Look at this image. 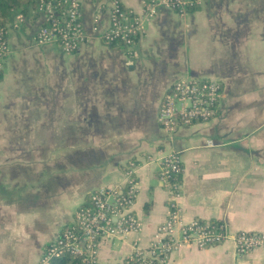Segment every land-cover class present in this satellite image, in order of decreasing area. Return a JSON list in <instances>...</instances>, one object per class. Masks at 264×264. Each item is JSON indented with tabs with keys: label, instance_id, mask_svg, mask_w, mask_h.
I'll use <instances>...</instances> for the list:
<instances>
[{
	"label": "crops",
	"instance_id": "0c3cea01",
	"mask_svg": "<svg viewBox=\"0 0 264 264\" xmlns=\"http://www.w3.org/2000/svg\"><path fill=\"white\" fill-rule=\"evenodd\" d=\"M80 3L88 41L76 53L38 44L31 17L9 31L0 78V264H40L90 194L123 183L133 165L141 230L102 241L98 256L99 264L131 263L133 244L149 247L170 214L159 166L171 153L183 168L184 223L264 233V0H204L186 16L161 9L144 21L133 55L103 42L107 8L96 23V2ZM124 6L143 12L142 0ZM185 77L219 81V111L170 135L158 111ZM166 264H264V249L238 256L230 242L185 245Z\"/></svg>",
	"mask_w": 264,
	"mask_h": 264
},
{
	"label": "built area",
	"instance_id": "2783aa9c",
	"mask_svg": "<svg viewBox=\"0 0 264 264\" xmlns=\"http://www.w3.org/2000/svg\"><path fill=\"white\" fill-rule=\"evenodd\" d=\"M95 22L109 10L110 26L102 40L107 45H120L133 55L136 41L145 20L153 18L161 9L186 16L204 0H142L143 12L139 15L124 6V0H94ZM80 0H38L29 14L14 12L9 23L0 27V78L11 55L10 29L19 30L28 24L30 17L38 23V44H55L66 54L76 53L87 41ZM222 86L216 80H195L189 77L177 80L164 95L158 111V122L170 135L179 127L213 120L219 111ZM212 146V142L208 143ZM183 171L180 156L171 153L160 160L159 180L169 189L170 214L156 229L153 242L142 248L133 244L132 264H166L172 254L185 245L200 249L230 242L238 256L264 249V233H232L224 223L193 220L184 223L178 205ZM124 182L115 188L101 187L92 192L86 204L75 214L73 221L50 243L40 264H52L65 256L79 259L81 264H99V247L104 240H124L139 233L142 227L134 212L138 195V178L135 166L125 170Z\"/></svg>",
	"mask_w": 264,
	"mask_h": 264
},
{
	"label": "trees",
	"instance_id": "16d2710c",
	"mask_svg": "<svg viewBox=\"0 0 264 264\" xmlns=\"http://www.w3.org/2000/svg\"><path fill=\"white\" fill-rule=\"evenodd\" d=\"M38 0H0V27L9 23L14 12L29 14L35 8ZM116 44H112L114 46ZM52 264H81L79 259L73 256H65L54 260ZM131 264V263H128Z\"/></svg>",
	"mask_w": 264,
	"mask_h": 264
},
{
	"label": "rangeland",
	"instance_id": "374dc122",
	"mask_svg": "<svg viewBox=\"0 0 264 264\" xmlns=\"http://www.w3.org/2000/svg\"><path fill=\"white\" fill-rule=\"evenodd\" d=\"M115 244H116V246H119V243H118L117 241H116V243H115Z\"/></svg>",
	"mask_w": 264,
	"mask_h": 264
}]
</instances>
